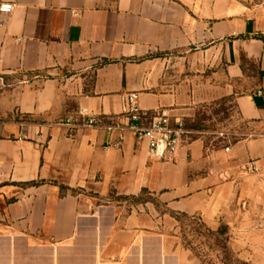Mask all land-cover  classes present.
Listing matches in <instances>:
<instances>
[{"label":"crops","instance_id":"0c3cea01","mask_svg":"<svg viewBox=\"0 0 264 264\" xmlns=\"http://www.w3.org/2000/svg\"><path fill=\"white\" fill-rule=\"evenodd\" d=\"M7 2L0 264H198L173 216L217 227L227 176L264 168V136L219 146L188 126L229 99L243 121L264 122V0ZM132 93L183 122L176 154L154 159L135 137ZM82 111L98 123L83 126ZM144 195L161 208L117 199Z\"/></svg>","mask_w":264,"mask_h":264},{"label":"rangeland","instance_id":"374dc122","mask_svg":"<svg viewBox=\"0 0 264 264\" xmlns=\"http://www.w3.org/2000/svg\"><path fill=\"white\" fill-rule=\"evenodd\" d=\"M253 75L254 70L252 79ZM256 89L257 85L252 84L251 91ZM188 127L204 133L208 141L219 146L264 136V122L243 121L236 101L230 99L220 100L218 107L201 113ZM228 179L230 187L217 227L208 226L198 216L175 215L176 231L198 264H264V168L259 172L242 168ZM147 198L161 208L155 197H117L127 206Z\"/></svg>","mask_w":264,"mask_h":264},{"label":"built area","instance_id":"2783aa9c","mask_svg":"<svg viewBox=\"0 0 264 264\" xmlns=\"http://www.w3.org/2000/svg\"><path fill=\"white\" fill-rule=\"evenodd\" d=\"M12 2L0 5L2 13L10 14L14 10ZM124 113L129 120V128L135 137L147 144L149 154L157 160H164L176 154L185 141L186 130L181 120L172 121V118L163 112L150 114L139 107L137 94H129L124 100ZM84 118L83 126H95L98 121L85 112H80ZM62 125H71L72 120L61 122ZM223 137L224 135L221 134ZM228 151L229 148H226ZM250 170L259 172L260 168L253 161L248 164Z\"/></svg>","mask_w":264,"mask_h":264}]
</instances>
